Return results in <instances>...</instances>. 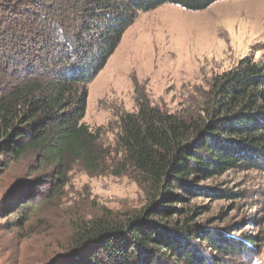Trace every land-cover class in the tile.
Here are the masks:
<instances>
[{
    "label": "trees",
    "instance_id": "1",
    "mask_svg": "<svg viewBox=\"0 0 264 264\" xmlns=\"http://www.w3.org/2000/svg\"><path fill=\"white\" fill-rule=\"evenodd\" d=\"M220 1L228 0H0V157L5 168L36 174L37 187L51 184L47 193L13 186L0 216H15V227L34 221L42 203L62 197L73 172L128 176L148 198L134 214L72 215L56 248L31 256L16 248L2 264H163L158 255L169 264L221 263L179 238L197 232L176 205L200 180L264 166V63L248 56L216 76L195 115L139 101L137 112L119 117L113 148L84 122L88 85L140 13L168 4L197 12ZM181 212L183 222L172 220ZM204 241L226 256L253 245ZM7 250L0 239V256Z\"/></svg>",
    "mask_w": 264,
    "mask_h": 264
},
{
    "label": "rangeland",
    "instance_id": "2",
    "mask_svg": "<svg viewBox=\"0 0 264 264\" xmlns=\"http://www.w3.org/2000/svg\"><path fill=\"white\" fill-rule=\"evenodd\" d=\"M248 56L264 63V0L220 1L197 12L168 4L140 13L105 68L88 85L84 122L92 130L102 129L103 144L113 148L119 117L137 112L139 101L169 113L195 115L212 80ZM4 161L0 157L3 215L8 210L9 203L2 205L4 200L9 201L5 199L8 190L13 186H38L34 183L36 174L20 165L5 168ZM69 179L61 198L44 202L33 212L30 219L34 221L15 227V216H0V239L8 248L0 256V264L16 248L29 256L56 248L72 215L108 209L123 216L148 204L146 194L128 176L89 177L73 172ZM42 184L37 189L47 193L51 184ZM191 192L184 194V201L176 208L185 210L189 226L197 233L179 238L189 242L199 255L220 259V264H264L263 165L200 180ZM78 193L82 196L76 200ZM194 208H200V213ZM182 212L172 220L181 222ZM207 238L216 242L231 238L239 245L250 240L253 245L241 247L239 255L226 256L212 249L204 241ZM166 257L158 255L161 263L169 264ZM171 262L184 264L174 259Z\"/></svg>",
    "mask_w": 264,
    "mask_h": 264
}]
</instances>
